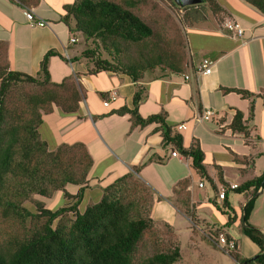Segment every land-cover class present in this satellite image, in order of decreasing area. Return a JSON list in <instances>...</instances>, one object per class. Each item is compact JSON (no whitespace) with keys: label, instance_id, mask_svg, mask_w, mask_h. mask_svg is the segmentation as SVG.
Wrapping results in <instances>:
<instances>
[{"label":"crops","instance_id":"obj_1","mask_svg":"<svg viewBox=\"0 0 264 264\" xmlns=\"http://www.w3.org/2000/svg\"><path fill=\"white\" fill-rule=\"evenodd\" d=\"M216 1L224 10V18L237 22L243 35L235 37L228 33L205 12L202 16L195 15L196 23L184 26L187 48L184 73H145L139 83L144 87L145 95L138 104L137 113L142 118L162 114L171 134L181 137L183 149L197 145L203 154L205 171L218 190L221 183L217 175L225 184L238 185L259 176L264 169V106L261 98L264 97V15L243 0ZM65 3L66 0H23L22 4L16 0H0V42L6 44L10 70L33 77L38 74L45 53L54 50L57 55L50 56L47 63L50 81L58 83L68 78L80 90L82 101L76 114L67 115L56 110L44 116L38 126L40 137L49 149L81 143L92 159L86 177L87 188L77 209L82 212L87 205L97 202L102 187L138 167L137 178L153 192L150 218L175 229L178 238L181 235L187 238L185 250L179 243L181 259L176 264H235L206 236L207 232L223 227L227 221V216L212 205L218 206L220 201L212 196L213 193L199 195L205 180L199 179L191 169L188 157L178 152L177 157H172L171 147L161 145L159 124L130 129L129 115L113 113L121 107L132 109L133 83L122 74L87 73L84 61L79 60L84 49L76 46L79 35L71 33L61 21ZM24 7L32 9L34 15L48 25H30L23 17ZM71 37L76 40L73 44L69 43ZM203 59L213 62L212 72L196 80L193 72ZM184 76L189 79L185 80ZM227 90L246 91L253 97L246 98ZM111 91L116 92V99L105 107L103 101ZM205 110H211L212 116L195 123L193 118ZM236 112L242 115L245 136L228 128ZM182 124L184 129H177ZM183 180H188L193 217L203 230L197 231L195 227L194 232L188 219L178 214L168 201L157 199L170 195L176 184ZM199 182L203 184L201 188ZM77 190L69 194L75 195ZM91 193L96 201L90 198ZM262 193L263 188L257 191V194ZM85 199L87 202L81 211L79 205ZM257 200L250 219L264 211V204ZM245 203L244 194L231 192L227 195V204L234 210L236 218L222 232L234 241L238 253L249 259L259 249L239 231V208ZM206 205L217 210L220 221L208 222L200 216L199 211L203 210L211 216ZM255 226L264 234V215ZM234 228L237 232L230 234Z\"/></svg>","mask_w":264,"mask_h":264},{"label":"trees","instance_id":"obj_2","mask_svg":"<svg viewBox=\"0 0 264 264\" xmlns=\"http://www.w3.org/2000/svg\"><path fill=\"white\" fill-rule=\"evenodd\" d=\"M16 1L23 3V0ZM201 1L197 5L177 6L185 19L184 26L196 23L194 16H202L200 9H207L220 26L233 21L224 18V10L216 0ZM243 1L264 15V0ZM139 5V0H66L61 21L71 33L80 34L90 44H85L79 55L89 75L112 72L127 76L133 83L132 109L121 107L113 113L129 115L130 129L159 124L161 145L170 146L188 157L191 169L212 186L216 197L218 192L205 171L203 154L197 145L183 149L181 137L171 134L162 114L142 118L137 113L138 104L145 95L144 87L139 84L143 75L154 71L183 74L187 59L185 34L181 31L183 34L177 37L173 51L163 50L157 42L159 33L139 13ZM52 55L57 53L54 50L45 53L38 74L33 77L10 70L6 44L0 42V264L178 263L181 253L175 238L173 246L165 251L137 257L139 245L152 226L161 225L162 229L175 233L169 225L150 218L153 192L137 178L138 167L102 187L97 202L87 205L82 212L77 209L87 188L91 157L81 143L49 149L38 132L44 116L56 110L62 114H76L82 101L80 90L71 79L58 83L50 81L47 63ZM227 91L253 97L242 90ZM261 98L264 106V97ZM251 115L252 106L249 117ZM228 128L246 135L242 115L238 112ZM217 176L224 195L220 205H212L227 216V221L223 227L207 232V238L216 246L222 229L235 221L227 195L230 192L244 194L246 203L244 211L243 207L239 208V231L259 251L253 258L246 259L235 245L224 254L235 264H264V234L248 223L257 191L264 182V169L259 176L238 184L234 190H228L220 175ZM188 185V180L180 181L170 195L157 199L168 201L178 214L190 221L196 232L197 220L193 217ZM67 186H76V194H69ZM56 191L63 193L66 203L55 211L44 209V200Z\"/></svg>","mask_w":264,"mask_h":264},{"label":"rangeland","instance_id":"obj_3","mask_svg":"<svg viewBox=\"0 0 264 264\" xmlns=\"http://www.w3.org/2000/svg\"><path fill=\"white\" fill-rule=\"evenodd\" d=\"M139 1H140V5L138 9L139 13L151 23V25L154 27L155 32L159 33L158 34L159 39L157 42L160 43L163 50L173 51L178 38H180V36L184 33V25L186 24L185 19L181 17L182 14L177 8L178 5L173 3V0H139ZM200 10L202 13L204 12L207 13L205 15L211 16L207 9H203V10L200 9ZM188 32H189L188 34L191 35V32L190 31ZM78 35L80 40L76 46L80 49H85L86 46L85 44H87V46H89L90 44H88V42H85V40L80 34ZM154 72L160 73L158 71H154ZM203 183H204V188L199 191L200 192L199 195H202L207 192L208 194L213 193L212 196L215 195L213 189L212 188L210 189L211 187L210 184L207 181L206 182L204 181ZM76 189H77L76 186L66 187V191L68 193H74ZM93 194L94 193H91L90 198H92V201H96L94 200ZM256 199H259V201L257 200V203L264 204V193L258 194ZM86 202L87 201L85 199L79 205V209L81 211L84 205L86 204ZM65 203L66 200L63 198V193L61 191H56L49 199L44 200V209L49 211H55L58 208L62 207ZM206 206L208 207L207 210L210 212L211 216L205 214L204 210L199 211L200 216L203 217V219L207 220L208 222H213V221L215 222L216 220L220 221L221 217L217 212V210H215V208L212 206L209 205ZM263 215H264V211L261 210L258 214H255L253 218L250 219V217H248V220L252 221V223H255L253 226L256 227L255 225H259ZM196 227H197V231L201 229L203 230V227L199 223L196 225ZM173 231L175 232V229H173ZM236 232H237L236 228L229 231L230 234ZM174 234H172L170 231L164 228L162 229L161 225L152 226L145 233L143 241L139 245L137 257H144L154 252L165 251L170 246H173V244L175 243L174 238L175 240L178 241V243H180L181 247L185 250L188 244L186 243L187 242L186 236L181 235L178 238V236Z\"/></svg>","mask_w":264,"mask_h":264},{"label":"built area","instance_id":"obj_4","mask_svg":"<svg viewBox=\"0 0 264 264\" xmlns=\"http://www.w3.org/2000/svg\"><path fill=\"white\" fill-rule=\"evenodd\" d=\"M22 14L24 19L30 24V25H35V26H46L48 25L47 22L41 20L40 18H37L34 15V12L32 9L30 8H22ZM222 27H224V29L232 34L235 37H241L243 35V29L242 27L235 21H227L225 23H223ZM76 40L71 37L69 39V43L73 44L75 43ZM212 66H213V62L208 60V59H203L198 66L195 68L193 75L195 77V79L197 80L200 76H204V75H209L212 72ZM184 79L187 80L189 79L188 76H184ZM116 99V92L115 91H111L109 92L107 99L103 101V105L105 107H107L109 105V103L111 101H114ZM212 116V111L211 110H205V112H203V114L198 115L196 117L193 118V121L196 122H201L204 118L210 117ZM177 129H184V124L179 125L177 127ZM170 155L172 157H177L178 153L176 150H172L170 152ZM202 182L198 183V187L201 188L202 187ZM237 187V184H227V189L228 190H234ZM217 196H216V200L221 201L223 199V195H224V188L222 186L219 187V189L217 190ZM234 242L232 240H228L226 238V236L224 234H219L217 241H216V248L221 251L222 253H226V252H230L232 249H234Z\"/></svg>","mask_w":264,"mask_h":264},{"label":"water","instance_id":"obj_5","mask_svg":"<svg viewBox=\"0 0 264 264\" xmlns=\"http://www.w3.org/2000/svg\"><path fill=\"white\" fill-rule=\"evenodd\" d=\"M173 2L180 6V7H185V6H191V5H197V4H201L202 1L201 0H173ZM264 182L261 183V188L262 189V185H263ZM245 206V204H244ZM244 206L242 208V211H244ZM253 258V257H252Z\"/></svg>","mask_w":264,"mask_h":264}]
</instances>
